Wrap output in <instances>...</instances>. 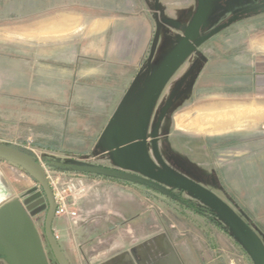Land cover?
Listing matches in <instances>:
<instances>
[{"label": "rangeland", "instance_id": "rangeland-1", "mask_svg": "<svg viewBox=\"0 0 264 264\" xmlns=\"http://www.w3.org/2000/svg\"><path fill=\"white\" fill-rule=\"evenodd\" d=\"M64 66L87 105L54 111L49 78ZM83 66L88 77L77 75ZM263 74L264 0H0V144L30 155L60 189L74 183L77 215L53 221L62 247L71 228L134 235L135 244L166 232L184 264H257L224 210L264 246ZM213 105L247 108L258 120L194 123ZM6 162L13 195L0 205L23 201L48 262L58 264L44 236L43 189Z\"/></svg>", "mask_w": 264, "mask_h": 264}, {"label": "water", "instance_id": "water-1", "mask_svg": "<svg viewBox=\"0 0 264 264\" xmlns=\"http://www.w3.org/2000/svg\"><path fill=\"white\" fill-rule=\"evenodd\" d=\"M168 76V73L166 74ZM165 76V78H167ZM163 79H160L161 85ZM156 84V83H155ZM156 85V86H157ZM158 87V86H157ZM148 105V103L146 104ZM147 108V107H145ZM145 110V109H144ZM147 111V110H145ZM148 112V111H147ZM145 113V112H144ZM147 115V113H146ZM0 158L10 162H13L24 170L30 172L40 187L43 189L44 196H46L48 202V209L45 219V235L53 252V255L58 264H70L62 249L56 235H54L53 221L55 220L57 203L53 196V190L48 183L47 174L43 166L34 160L30 155L23 153L11 146L0 144ZM74 169L84 171L90 168L75 167ZM90 171H98L109 175H118L127 179L137 180L149 185H153L151 182L139 179L131 174H124L113 170L104 169H90ZM160 178L166 182L171 183L175 187H184L188 190L199 192L201 195L206 193L200 190L196 185H192L191 182L177 178L171 174H165L163 172L158 173ZM157 187V186H155ZM24 203L19 198H14L0 207V256L4 257L6 264H50L46 251L43 246L41 236L34 223L31 215L26 210ZM226 215L234 228H236L241 234L247 238V241L252 246L255 256H257V264H264V246L258 241L259 239L248 228L240 218L233 215L230 209L224 210ZM134 256L133 259L130 258ZM141 256L142 260L138 259ZM104 264H183L178 252L176 251L172 241L170 240L166 232L157 234L147 240L137 244L127 252H123L109 262Z\"/></svg>", "mask_w": 264, "mask_h": 264}, {"label": "crops", "instance_id": "crops-1", "mask_svg": "<svg viewBox=\"0 0 264 264\" xmlns=\"http://www.w3.org/2000/svg\"><path fill=\"white\" fill-rule=\"evenodd\" d=\"M100 44H101L100 46H103V40L102 39H101ZM85 45H83L84 48H86ZM85 53L87 54L86 51H85ZM111 53H112V54H110L111 58H113V59L115 58L116 59L115 61L119 60V56L114 54V48L111 49ZM63 61L66 62L65 60H63ZM129 61H131V60H129ZM79 62L81 63V61H79ZM84 64L87 65V62L84 61ZM57 68H59V67H57ZM86 68H87V66H86ZM82 71L83 72L85 71L84 74L82 73ZM72 74L73 73L69 72V70H67L64 66L62 71H60L59 69L55 70V75L53 76V78L48 76V77H50L49 78V89H47L48 90V97H49V99L54 101L53 102L55 105L54 111H65L68 108H70V106H72V108H74V107L76 108V107H80L83 105L84 106L87 105L84 103V102H86L85 100H83V103L80 102L82 95L79 92H78L79 94L75 93L73 96V94L70 91V88H71L70 78H71ZM87 74H88V71H87V69H84V66H83V67H81V70L79 71V73L77 75H80V76L86 75L88 77ZM61 76H63V77H61ZM166 79H168V76ZM52 80H54V82ZM260 82H263V80H260L259 83ZM259 83H258V85H259ZM52 85H54V86H52ZM263 86L264 85L262 83H260V87H263ZM89 90H91V89H89ZM79 91H81V90H79ZM92 91H96V90H92ZM89 96H90V100L93 99L94 101L95 100L97 101L98 96H99V92L98 93L95 92V94L93 96L89 93ZM85 99H87V98H85ZM224 106L220 107L219 105L218 106L213 105L207 109H204L205 111L203 113L199 114L195 118L194 123H196V120H198L200 118H205L207 115L208 116L214 115V113H216V112L219 113L220 111L226 112V114H227L226 118L227 119L226 118L224 119L226 122L223 120L222 123H223V125H226L228 127L240 126L244 122H248L250 120L254 123L258 120V116L256 115V113L252 117L249 116L250 111L247 108L239 109V108L234 107L232 105H224ZM226 108H228V109H226ZM234 115L238 116V118L236 117V119H238V120L234 121L233 120L234 118L231 119L230 116H234ZM207 121H209V120H207ZM238 123L240 125H238ZM56 124L58 126H65V125H67L68 127L73 126V124L71 122H69L68 124L65 122H60V123H56ZM204 124L215 125V121L213 124L210 123V121L206 122ZM6 161H7V159L2 160L0 158V202H2L5 199L4 197H8L9 195H13V190L11 188V185L9 184L7 176L5 175V171H2V170H6V171L7 170H13V168L9 164H7ZM9 200H11V199H8L7 201H9ZM6 202H4V203H6ZM128 227H129V225H128ZM129 229L130 228H128L127 233L132 231L131 229L130 230ZM68 235L69 236H67V237L65 236V238H64V246L62 247V245L60 243L59 244L61 246L60 249H62L67 261L70 264H104V263L109 262L110 259L115 258L116 256H118L119 254H121L123 252L129 251L131 248H133L134 246H137V244L141 243V242L137 243V244L133 243L136 241V238L134 237V235L130 236L129 234H127V235L114 236V237L113 236L101 237V235L96 234V231L94 229H91L89 231H87V230L75 231V229L71 228ZM151 237H148V238H151ZM147 239H145V240H147ZM145 240H143V241H145ZM133 257L134 256L132 255L130 258L133 259ZM0 264H6V263L4 262V260L0 259Z\"/></svg>", "mask_w": 264, "mask_h": 264}, {"label": "built area", "instance_id": "built-area-1", "mask_svg": "<svg viewBox=\"0 0 264 264\" xmlns=\"http://www.w3.org/2000/svg\"><path fill=\"white\" fill-rule=\"evenodd\" d=\"M47 174V172H46ZM47 179H48V183L50 184V186L52 187L53 193H54V197H55V201L57 203V210H56V214L55 217H62L64 215L67 216H76L77 212L74 210H71L70 204H69V191L74 190L75 186L74 183L68 185V188H62L60 189L57 184H58V180L54 181L50 178V176L47 174Z\"/></svg>", "mask_w": 264, "mask_h": 264}, {"label": "bare ground", "instance_id": "bare-ground-1", "mask_svg": "<svg viewBox=\"0 0 264 264\" xmlns=\"http://www.w3.org/2000/svg\"><path fill=\"white\" fill-rule=\"evenodd\" d=\"M225 107V106H224ZM227 107V106H226ZM226 109H228V108H226ZM225 109V110H226ZM230 109V108H229ZM235 111V110H234ZM221 112V111H220ZM218 113V112H216V113H214V115H211V117L209 116L208 118H204V122L206 123V122H209V121H215V122H217V121H219V120H224L226 117H227V114H226V112H221V113ZM239 115V114H238ZM229 118V117H228ZM234 118V117H233ZM227 119V118H226ZM207 120H209V121H207ZM229 120V119H228ZM201 120H199V122H200ZM225 121V120H224ZM226 122V121H225Z\"/></svg>", "mask_w": 264, "mask_h": 264}, {"label": "flooded vegetation", "instance_id": "flooded-vegetation-1", "mask_svg": "<svg viewBox=\"0 0 264 264\" xmlns=\"http://www.w3.org/2000/svg\"><path fill=\"white\" fill-rule=\"evenodd\" d=\"M174 247H175V246H174ZM175 249H176V251L178 252V250H177L176 247H175ZM0 257H1V256H0ZM138 257H139L138 259L142 260V259H141V258H142L141 256H138ZM1 258H4V257H1ZM1 258H0V259H1ZM180 258H181V257H180ZM182 263L184 264L183 259H182Z\"/></svg>", "mask_w": 264, "mask_h": 264}]
</instances>
